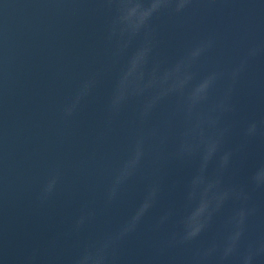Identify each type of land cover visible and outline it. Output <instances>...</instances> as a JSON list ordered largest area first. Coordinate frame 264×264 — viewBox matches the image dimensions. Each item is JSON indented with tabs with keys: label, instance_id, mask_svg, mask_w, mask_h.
Returning <instances> with one entry per match:
<instances>
[{
	"label": "water",
	"instance_id": "obj_1",
	"mask_svg": "<svg viewBox=\"0 0 264 264\" xmlns=\"http://www.w3.org/2000/svg\"><path fill=\"white\" fill-rule=\"evenodd\" d=\"M110 16L101 0H0V264H71L83 245L118 230L153 179L149 155L141 172L106 204L112 176L140 127L136 101L106 125L107 99L126 59L112 61L105 38ZM153 27L155 59L173 63L198 41L213 37L215 45L197 70L200 75L228 71L248 49L264 44V0H193L181 14L159 15ZM97 73L93 94L65 120L63 106L84 79ZM221 91L218 88L217 94ZM175 102L163 101L145 126L158 125ZM234 103L237 111L229 117L232 135L226 148L241 143L248 122L264 119V53L249 60ZM173 148L170 139L166 150ZM262 162L264 138L257 137L248 142L246 156L237 160L236 173L226 176V182L247 184ZM58 165L62 182L51 200L41 204V187ZM195 167V161L162 165L157 204L121 243L116 264H187L195 249L221 238L224 221L237 206L231 201L196 241L161 251L184 213L185 184ZM249 191V206L256 213L248 221L242 251L249 242L264 238V190ZM85 205L95 216L74 233L72 224ZM169 209L174 216L155 230ZM258 264H264V258Z\"/></svg>",
	"mask_w": 264,
	"mask_h": 264
},
{
	"label": "clouds",
	"instance_id": "obj_2",
	"mask_svg": "<svg viewBox=\"0 0 264 264\" xmlns=\"http://www.w3.org/2000/svg\"><path fill=\"white\" fill-rule=\"evenodd\" d=\"M110 13L106 40L111 45L112 61L126 57L107 99L106 125L119 117L133 101L137 102L136 119L140 127L134 133L126 158L115 170L107 189L105 202L112 204L128 182L144 167L150 155L152 176L134 213L118 228L83 245L71 264H116V252L123 241L135 233L145 215L157 204L161 190V167L169 161L178 164L196 162L185 184L184 213L176 227L162 243L161 251L196 241L211 229L215 217L230 201L235 206L224 221L219 240L193 251L187 264H258L264 258V238L249 242L241 250L250 217L256 213L249 206L251 191L264 190V162L248 177L247 184L226 182L235 175L236 162L246 156L248 142L264 138V119L252 120L243 128L242 141L232 148L225 145L232 135L229 117L237 107L234 95L251 58L264 53V44L248 49L246 56L231 70H212L200 75L198 66L215 45V39H202L173 63L155 59L153 20L166 11L183 13L193 0H101ZM137 41L139 43H137ZM99 74L84 79L75 94L63 106L65 120L72 118L98 86ZM222 91L217 94V89ZM175 98V105L158 125L145 126L160 104ZM104 133H101L103 139ZM174 139V148L167 145ZM63 179L56 166L41 187L38 200L48 203ZM165 211L154 225L159 231L174 216ZM95 216L86 205L74 219L71 231L79 233Z\"/></svg>",
	"mask_w": 264,
	"mask_h": 264
}]
</instances>
